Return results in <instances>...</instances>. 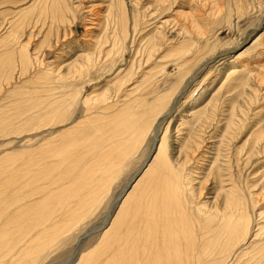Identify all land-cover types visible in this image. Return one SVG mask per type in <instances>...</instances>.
Returning <instances> with one entry per match:
<instances>
[{"label": "bare ground", "instance_id": "1", "mask_svg": "<svg viewBox=\"0 0 264 264\" xmlns=\"http://www.w3.org/2000/svg\"><path fill=\"white\" fill-rule=\"evenodd\" d=\"M51 1L48 8L43 0L39 12L37 11L38 14L47 11L51 14L49 20L51 24L55 22L64 24L69 6L60 0ZM245 1L234 0V4H237V9H241L246 4ZM260 1L262 0H256V3ZM40 2L42 1L38 0L37 3ZM157 2L163 3L164 0ZM2 3L4 0H0V5L3 6ZM30 7L28 6V10L25 11L22 10L26 7L23 8L21 12H30L33 9ZM55 12L59 15L57 18L53 16ZM4 14L5 10L1 12L0 17H5ZM109 15L112 17L111 14ZM183 17L185 18V15ZM126 18L125 12L120 10L114 26L118 30L116 32L121 42L127 36ZM101 20L104 21L103 28L106 21L103 18ZM14 25L17 27V21ZM191 25L196 35L205 39L197 24ZM46 38L48 34L45 35L44 40ZM92 39L94 45L95 39ZM162 41L163 37L157 31V37L151 41L146 52H143L147 61H154L156 57L160 66H152L153 69L143 72L146 75L139 78L141 82L133 89L128 88L133 84L129 82L128 77L135 72L128 68L124 74L121 70L111 80L107 78L109 81L105 82L103 91H92L87 95L85 93L82 95V84L79 81L86 76L85 73L90 67H96L95 61L98 60V55L86 54L80 64L71 61L72 63L63 66L64 69L58 68L57 64L49 71L47 69L49 65L40 69L44 63L41 64L38 55H31L33 56L31 58L27 49L20 46L16 54L17 62L19 64L21 62L17 73L19 76L26 73L29 75L32 71L33 75L27 76L29 79L21 88H12L10 91L8 88L3 91V84L7 83L9 87L13 76L15 77L13 72L17 65L12 67L14 54L8 51L0 55V101L11 95L13 97L7 106L9 108L0 111V137L12 134L18 141L26 138L20 147H24L21 152L7 153L3 155L4 158H0V264H34L40 254L43 255L61 241H70L69 236L88 216H91L92 206L99 205L104 197L103 193L108 192L115 178L125 171L132 156L141 150L146 138L152 135L154 139L152 141H157L154 123L158 121L157 116L168 109L169 103H164L166 96H162L157 103L146 108L142 106L145 100L142 103V98H133L132 93L142 84L147 88L153 72L157 69L160 72L162 69L165 70V62H177L175 65L178 66L175 68L178 73L172 75L174 79L172 87L173 92L178 91L187 74L183 68L190 64L188 56L192 55L189 54V50L193 49V52L200 56L203 49L195 48L189 41L190 43L185 46L183 44L171 45L169 48L167 46V50L164 51ZM214 47L206 46L204 49L210 51ZM50 53L52 54L50 51L48 55ZM59 57L60 54L54 59ZM240 57L238 55L235 61ZM241 66L245 72L248 65ZM156 72L158 74V71ZM236 72V68L232 69L228 80ZM26 84L32 85V88H23ZM108 84L112 85L111 88L115 91L117 99L121 100H110L107 92ZM126 86L127 89H124ZM160 102L165 106L160 105ZM166 102L170 101L166 100ZM78 106H82L81 120H76L80 114ZM205 112L206 108H202L199 112L189 115L191 120L194 117L195 120H200L204 114L202 124L216 120L213 112L209 114ZM191 120L190 124H193ZM186 124L187 122L181 121L180 127L184 128ZM232 124L228 122L227 126ZM238 127V124L233 127L231 137L235 135ZM191 128L189 127L186 129L187 132L183 131V135H178L175 141L173 140L175 142L172 145L173 156L169 155L170 151L168 152L165 142L166 133L159 139L153 158L142 161L143 166L128 182L118 203L117 200L112 201L99 227L87 232L88 236H92L90 239L94 240V242L91 240V243L95 245L85 254L77 255L80 244L78 239L86 236L81 234L80 237H76L73 251L63 264H72L73 261H76V264H264V211L258 215L254 213L258 221L249 215V209H254L259 204L256 205L258 201L254 202L252 195L248 200L246 197V192L248 196L250 193L248 184L242 186L243 182L239 179V174L246 170L244 167L251 165L252 168L253 163L257 161L255 158L259 155L263 156L264 129L252 132V137L249 139L251 148L247 149L248 154L244 155V159L235 158V161L229 158L222 159L225 157L222 151L227 152L223 149L230 147L227 143H223V148L217 149L216 156L214 154L213 157L208 158L209 163L206 167L208 172H202L204 173L202 176L199 172L202 169L199 161L207 158L204 154L208 151L202 153L206 148L202 146L204 138L199 140L200 135L197 134L201 133L191 132ZM225 130L227 131V128ZM224 141H227V135ZM207 149L211 150L209 147ZM194 163L199 172L195 173L202 176L201 181L196 183H193L194 177L191 176L194 171L188 169ZM253 179L255 178L251 180ZM262 190L261 196L264 200V189ZM205 193L210 197H203L204 200L201 201L200 197ZM114 204L115 210L112 209ZM260 209L264 210V203ZM112 210L114 212L111 214ZM88 244L86 247H89Z\"/></svg>", "mask_w": 264, "mask_h": 264}, {"label": "rangeland", "instance_id": "2", "mask_svg": "<svg viewBox=\"0 0 264 264\" xmlns=\"http://www.w3.org/2000/svg\"><path fill=\"white\" fill-rule=\"evenodd\" d=\"M18 1L20 2L18 3ZM41 1L42 2L37 3L38 0H4V3H2L4 5H0V14L5 10V17H0V55L5 54L8 51L12 52L14 54L12 67H16V65L17 67L19 66L18 68L16 67V70L13 72L15 77L13 76L11 81L12 83L9 85L10 88L7 87V83H4L3 91H6L7 88L8 91L12 88H21L22 85H24V82L27 81L29 77H32L31 75H33L32 71H30L29 75L26 73L19 76V73H17L19 72L21 65V62L20 64L17 62L16 55L20 46H24L27 49L29 57L34 54H36V56L38 55L41 64L44 63L41 65L42 68L40 67V69H44L43 67H47L49 65L47 67L48 70L51 67L57 66V64L59 66L58 68L62 69L65 68L63 66L72 62L80 64L84 61L83 57L86 54L91 56L98 55V60L95 61L96 67H90L88 72L85 73L86 76L81 78L82 80L79 81V83L82 84V95L84 93L87 95L92 91H103L105 88V82L111 80L112 77L121 72V70L124 74L125 70L128 68H131L133 73L135 72V74L128 77L129 82L133 83L128 88L133 89L136 84L138 85L141 82V80L139 81V78L141 79L144 75L143 72L153 69L152 66H160V63H157L159 60L156 57L154 61H147V58L143 53L146 52L151 41L155 40L157 37V31H159L161 37H163L162 42L164 43L162 44L164 51L167 50V46L168 48L171 45L178 46L179 44H183L185 46L190 42L194 44L195 48H203L200 56L196 55L193 52V49L189 50V54L192 55L188 56V62L190 64L183 68L186 70L187 74L182 82L181 88L178 91L174 90L173 92L174 88L172 87L174 80L172 75L178 73L176 72L177 68H175V66H178L175 65L177 62H171L172 64L165 62V70L162 69L160 72L157 69L156 71H158V74L154 71L152 74L153 76L151 75L152 79L149 78L151 82L149 81L147 88L145 84H142V87H137L134 93H132L133 98H142V103L143 100H145L142 106L146 108L157 103L162 96H166L164 103H169V110L166 108L164 111L165 113L163 112L164 115H158V121L154 123L156 125L155 132L157 134H155V139H157V141H152L154 140L152 139L153 136L149 135L142 144L141 150L132 156V160H130V163L125 171L120 173L118 177L115 178V182L113 183V186L109 188L108 192L103 193L104 197L101 199L99 205L92 206L91 210H93V212L91 216L87 217L89 219L87 220L86 218L84 222L81 223L83 225L80 224L77 230L69 236L70 241L64 242V238V241H61L58 245L56 244L52 249L43 255L40 254V257L34 263L63 264L64 261L69 259L70 254L73 251L72 247H74V242L77 241L76 237H80L81 234H86V236L78 239L80 243L79 248L83 249L80 250L78 248L77 255L81 256L82 254H85L86 251L95 245V243H91V240L93 239L90 238L92 236H88L87 232L91 231L95 227H99V224L108 213V206L112 203V201L117 200L116 202L118 203V199H121L123 195L122 192L126 188L128 182H130L132 178L137 175L138 170L143 166L142 161L146 158L147 160H151L153 158L154 153L156 152L155 148L159 143L158 141L165 133V142L168 147V152L170 151L171 153H169V155L171 156H173L174 153V151H172V145L175 143L174 141L176 136L183 135L187 132L186 129L189 127H192L191 132L195 131L196 133H201L197 135H200L199 140L204 138L202 146H206V148L202 150V153L204 151H208V155L204 154L207 158H203V160L199 161V166H202V169H200L199 172H201L200 174H202V176L204 173L208 172L206 171V167L209 163L208 158L213 157L214 154L216 156L217 149L219 147L222 149L223 143H227L230 147L223 149L227 150V152L225 153L222 151L225 156L222 159L229 158L231 161H235V158L239 160L244 159V155L248 154L247 149L251 148L249 139L252 137V132L254 133L255 130V132H257L264 129V0L259 3H256V0H246L245 3L247 5L245 4L241 9H237L238 7L237 4H234V0H164L163 3H158L157 0H60L63 3L66 2L67 6H69V13L65 12L67 20L65 19L66 21L64 24L56 22L55 24H51L49 21L51 20V14H48L47 11L41 12L42 14L44 13L43 17L41 16V13L38 14L39 8L43 3V0ZM51 2V0H44V3H46L45 6L48 8ZM28 6H31L30 9L33 8L30 12H27L28 15H31L34 10L36 11L33 13L35 15L32 14V16L29 15L28 17L26 12H21V10L25 7L26 9L22 11L28 10ZM120 10L125 12L127 16L126 28L128 29L126 34L127 36L124 40H122V42L116 32L118 30L115 29L116 27L114 28L117 23V14ZM21 13H23V15ZM109 14H111L112 17H110ZM184 15L185 18L183 17ZM53 16L57 18L59 15L55 12ZM102 18L106 21L103 28L102 24H104V21L101 20ZM133 18L137 22L134 21ZM22 19H24V21ZM15 21H17V27L14 25ZM193 22L197 24V27H199L198 29L201 30V34L203 33L205 39L196 35L193 26L191 25L194 24ZM49 25L51 28H49ZM48 30H50L49 33ZM154 32H156V34H154ZM46 34H48V38L44 40ZM93 35L96 36L93 37ZM120 36L122 37L121 34ZM105 37H108L107 40ZM92 38L95 39L94 45L99 42L95 48L92 43ZM125 40L126 42H124ZM43 41L44 43H42ZM206 46L208 48L212 46L215 47L208 51L207 49H204ZM50 51L52 54L50 53L48 55V52ZM91 51L94 53H91ZM112 53H114V55H112ZM56 54H60L61 57L54 59L55 56H57ZM238 55L241 57L235 61V58L238 57ZM44 56L45 58H43ZM258 57H260V59H258ZM100 61L101 63H99ZM104 63H106V65ZM130 63H132V65H130ZM242 64L248 65L245 68V72L243 71L244 69H241ZM148 65H150V67ZM117 68L119 71H117ZM235 68L237 69V72L231 76L229 81L228 75L231 73V70ZM115 71L117 72L115 73ZM138 71H140V73H138ZM240 73H242L241 76ZM139 74L141 76H139ZM153 77L156 78L154 79ZM55 78L56 76H54V79ZM104 78H106V80ZM107 78L109 80H107ZM81 81H83V83ZM239 81H241V83H239ZM153 82L154 84H152ZM111 86V84H108L107 86V92L110 100H121L117 99L114 93L115 91L111 88ZM23 88L31 89L32 85L26 84ZM99 88H101L100 91L97 90ZM151 88L154 89L152 90ZM124 89H127V86ZM81 93L80 96H82ZM12 98L13 97L11 95L7 99L0 101L2 106H0V111H6L9 108L7 106L12 101ZM166 100L170 102H166ZM165 104L161 103L160 105H163L164 107ZM80 107L82 109V106H78L77 108L80 109ZM202 108H206L205 113L207 114H209V112H213L216 120L202 124L204 121V114L201 116L202 118L200 120H195V117L191 120V116L189 114L199 112ZM81 109L76 120H81L83 112ZM190 120L193 124H190ZM181 121L187 122V126L185 125L184 128H181ZM228 122L229 124H232V122L234 123L231 126H227ZM237 124L239 127L236 129L235 135L231 137L233 127ZM226 128L227 131L225 130ZM225 135H227V141H224ZM23 140L25 141L26 138L18 141V139H16L12 134L7 135V137H0V158H4L3 155L7 153L21 152L24 148H20L24 142ZM244 141L246 143H244ZM207 147L211 148V150H208ZM215 150L216 152H214ZM262 155V157L259 155L257 157L258 159L255 158L257 161H255V164L253 163L252 168L250 167L251 165H248V167H244L246 170H243V174H239V179L243 182L241 183L242 186L244 184H248L247 187H249L248 191L250 193L248 196L246 192V197H248L249 200L250 195H252L254 202L258 201L256 205L259 204L256 208L249 209V215L252 216L253 219L256 216L254 213H257L258 215V213L264 211L260 209L261 205L264 203L263 197L261 196L263 195L262 189H264L262 188L264 187V153ZM200 163L202 164L200 165ZM221 163L222 161L220 164ZM192 166L190 165L188 169L189 171H194L191 173V176L194 177L193 183L201 181L202 176L195 173H199L198 168H195L196 163ZM251 174L253 175L251 176ZM250 178L255 179L251 180ZM260 181L262 183H260ZM260 188L262 189L258 190ZM208 189H210V186ZM203 197L205 198L210 196L205 193L200 197L201 201L204 200ZM261 199L263 201H261ZM115 206L116 205L114 204V207L112 208L113 210H115ZM113 210L111 214L114 212ZM255 220L258 221V217H255ZM87 242L90 243L88 244ZM92 242H94V240ZM87 244L89 247H86ZM71 263L76 264V261Z\"/></svg>", "mask_w": 264, "mask_h": 264}]
</instances>
